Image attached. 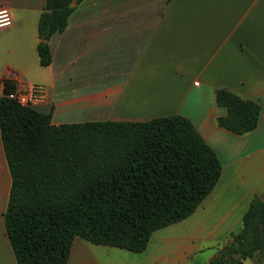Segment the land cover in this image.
Segmentation results:
<instances>
[{"label":"crops","instance_id":"crops-1","mask_svg":"<svg viewBox=\"0 0 264 264\" xmlns=\"http://www.w3.org/2000/svg\"><path fill=\"white\" fill-rule=\"evenodd\" d=\"M43 4L0 0L11 19L0 28V95L4 81L41 86L32 108L54 125L181 115L221 165L196 209L153 231L144 250L75 236L66 264H206L240 229L253 195L264 196V0H81L49 37L46 66L35 51ZM217 88L258 102L252 130L217 125L226 114ZM10 182L0 138V264H16L3 224Z\"/></svg>","mask_w":264,"mask_h":264},{"label":"trees","instance_id":"trees-1","mask_svg":"<svg viewBox=\"0 0 264 264\" xmlns=\"http://www.w3.org/2000/svg\"><path fill=\"white\" fill-rule=\"evenodd\" d=\"M79 1L44 0L35 45L41 66L51 60L49 37L63 31ZM13 88L3 82L0 138L11 179L3 224L16 264H66L75 236L140 252L153 231L189 216L219 179L215 152L181 115L54 125L7 98ZM214 100L226 109L220 127L240 135L256 126L257 101L225 88ZM254 257H264L259 194L206 264Z\"/></svg>","mask_w":264,"mask_h":264},{"label":"built area","instance_id":"built-area-1","mask_svg":"<svg viewBox=\"0 0 264 264\" xmlns=\"http://www.w3.org/2000/svg\"><path fill=\"white\" fill-rule=\"evenodd\" d=\"M11 22L6 7H0V28L8 26ZM6 97L15 101L21 106L32 107L44 100V89L41 86H35L29 83L17 84Z\"/></svg>","mask_w":264,"mask_h":264}]
</instances>
